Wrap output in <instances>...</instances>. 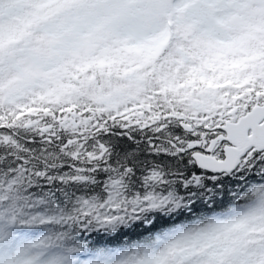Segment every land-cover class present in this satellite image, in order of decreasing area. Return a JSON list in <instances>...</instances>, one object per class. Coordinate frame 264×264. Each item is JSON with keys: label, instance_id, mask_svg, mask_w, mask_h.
<instances>
[{"label": "snow or ice", "instance_id": "snow-or-ice-1", "mask_svg": "<svg viewBox=\"0 0 264 264\" xmlns=\"http://www.w3.org/2000/svg\"><path fill=\"white\" fill-rule=\"evenodd\" d=\"M0 264H264V0H0Z\"/></svg>", "mask_w": 264, "mask_h": 264}]
</instances>
